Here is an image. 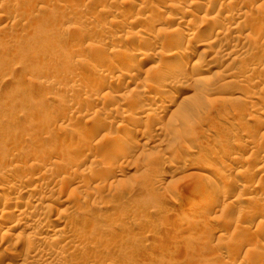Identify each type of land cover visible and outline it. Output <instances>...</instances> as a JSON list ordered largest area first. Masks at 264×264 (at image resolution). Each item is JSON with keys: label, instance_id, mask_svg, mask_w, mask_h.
I'll return each instance as SVG.
<instances>
[{"label": "rangeland", "instance_id": "1", "mask_svg": "<svg viewBox=\"0 0 264 264\" xmlns=\"http://www.w3.org/2000/svg\"><path fill=\"white\" fill-rule=\"evenodd\" d=\"M2 13L1 264H264V0Z\"/></svg>", "mask_w": 264, "mask_h": 264}, {"label": "bare ground", "instance_id": "2", "mask_svg": "<svg viewBox=\"0 0 264 264\" xmlns=\"http://www.w3.org/2000/svg\"><path fill=\"white\" fill-rule=\"evenodd\" d=\"M180 1V0H179ZM134 3V2H133ZM179 3H181V2H179ZM188 3V2H187ZM199 3V2H198ZM194 4V3H193ZM200 4V3H199ZM239 8V7H238ZM235 9H237V8H235ZM188 11V10H187ZM194 11V10H193ZM238 11H239V9H238ZM150 13V12H149ZM153 14V13H152ZM151 14V15H152ZM150 15V14H149ZM154 15V14H153ZM152 15V16H153ZM147 17V16H146ZM149 17H151V16H149ZM174 18H176V17H174ZM174 18H172L171 17V20H173V21H175V23L177 24H181L183 21V19H180V17L178 18V20H177V18L176 19H174ZM148 18H146V20H147ZM152 19V18H151ZM7 22V15L5 16V15H3V13L2 14H0V22ZM149 22H151L150 20H148ZM153 21V20H152ZM134 22V21H133ZM158 22V21H157ZM152 23V22H151ZM6 24V23H5ZM149 24V23H148ZM153 24V23H152ZM157 25V24H156ZM174 25V24H173ZM203 25V24H202ZM149 26H151V25H149ZM154 26V25H153ZM200 26V25H199ZM199 26L198 27H192V29H191V31H190V33H188V32H186V31H184V29H183V31H180L179 33V39H177L179 42H183L184 40H187V41H189V40H191L193 37H194V35H196V34H199L200 33V28L202 27H200L199 28ZM4 27H6V25L4 26ZM177 28V27H176ZM233 28V27H232ZM236 30H242V27L239 25V24H237V25H235V27H234ZM5 29V28H4ZM173 30V29H172ZM175 30H177V29H175ZM0 31L1 32H3V28L2 27H0ZM174 31V30H173ZM243 31V30H242ZM242 31H240V32H242ZM0 32V33H1ZM148 33V32H147ZM146 33V34H147ZM151 33V32H150ZM219 33V32H218ZM151 35V34H150ZM146 36V35H145ZM155 36H157V35H155ZM171 36H173V35H171ZM197 36V35H196ZM153 37V36H152ZM197 37H200V36H197ZM143 38H144V36H143ZM172 38V37H171ZM141 39L142 38H140V40H138V43L141 41ZM144 39H146V38H144ZM148 39V38H147ZM173 39H175L174 37H173ZM149 40V39H148ZM148 40H146V41H148ZM153 40V39H152ZM154 40H155V38H154ZM175 41V40H174ZM209 41V40H208ZM137 42V41H136ZM143 42V41H142ZM152 42V41H151ZM177 42V41H176ZM175 42V43H176ZM203 42V41H202ZM143 44V43H142ZM148 44H149V42H148ZM168 44V43H167ZM177 44V43H176ZM125 45V44H124ZM174 45V44H173ZM180 45V44H179ZM139 46V45H138ZM177 47H178V45H177ZM177 47L175 46V48L174 49H177ZM197 47V46H196ZM125 48V47H124ZM183 48V47H182ZM179 49H181V48H179ZM123 51V50H122ZM124 51H127V49L126 50H124ZM172 52V51H171ZM206 52V51H205ZM166 53V52H165ZM176 53V52H175ZM169 54V55H168ZM167 54V59H170L171 57H173V52L172 53H168ZM152 55V54H151ZM175 55V54H174ZM165 56V55H164ZM193 56V55H192ZM148 57V52H146L145 50H141V54H140V56L139 57H137V59L135 60V61H138V60H140V59H144V58H147ZM179 58V57H178ZM177 58V59H178ZM228 58V57H227ZM126 59V58H125ZM133 59H135V58H133ZM163 60H165V58H162ZM176 59V60H177ZM118 60V59H117ZM211 60H212V58H211ZM178 61V60H177ZM180 61V60H179ZM131 62H132V60H131ZM139 62V61H138ZM170 62H172V61H170ZM195 62H199V60L197 59V61H195ZM165 63V62H164ZM167 64H169V63H167ZM172 64H174V63H172ZM180 64V63H179ZM178 64V65H179ZM187 64V63H186ZM203 65V64H202ZM214 65V64H213ZM172 66V65H171ZM174 66H176L175 64H174ZM162 67H164V66H162ZM168 67V66H167ZM153 68V67H152ZM171 68V67H170ZM177 69V68H176ZM132 70V69H131ZM178 70V69H177ZM208 70V69H207ZM203 74V73H202ZM184 77H191V73L190 74H188V73H183L182 74ZM203 77H205V76H203ZM202 77V78H203ZM228 77V76H227ZM120 78V77H119ZM118 78V79H119ZM206 78V77H205ZM210 78V77H209ZM191 79V78H190ZM195 79V78H194ZM247 80H249V79H247ZM171 81V80H170ZM240 82V81H239ZM102 86V85H101ZM101 88V87H100ZM163 88V87H162ZM163 93V92H162ZM111 93H109V95H110ZM116 96V95H115ZM114 96V97H115ZM190 97V95H188L187 96V98H189ZM253 97V96H252ZM185 100V99H184ZM182 102V101H181ZM128 103V102H127ZM130 103V102H129ZM132 103V102H131ZM197 103V102H196ZM189 104V103H188ZM139 106H141V105H139ZM162 106V105H161ZM165 106V105H164ZM163 106V107H164ZM196 107V106H195ZM188 108V107H187ZM177 109V108H176ZM175 109V110H176ZM185 109V108H184ZM141 110V109H140ZM174 110V111H175ZM193 110V109H192ZM164 111V110H163ZM177 111V110H176ZM188 111V110H187ZM137 113H140V111H139V109L136 111ZM128 115V114H127ZM151 115H154L153 113H149V115L148 116H151ZM155 115H157V114H155ZM190 115V114H189ZM152 117V116H151ZM158 117V116H157ZM139 119V118H138ZM152 119H153V117H152ZM159 128V127H158ZM119 136V135H118ZM105 137V136H104ZM120 138L121 137H118L117 139L118 140H120ZM117 139H116V141H117ZM119 142V141H118ZM148 143V142H147ZM209 161V160H208ZM205 164H206V162H205ZM52 166V165H51ZM56 169V168H55ZM57 170V169H56ZM61 170V169H60ZM57 172V171H56ZM60 173H61V171H60ZM217 175H224V173H223V171L221 172V171H218L217 173H216ZM44 176V175H43ZM18 177V176H17ZM38 178H40V177H38ZM21 179H23L22 177H21ZM37 179V178H36ZM28 180V179H27ZM38 180V179H37ZM43 182V181H42ZM33 185V184H32ZM43 185V184H42ZM46 185H47V183H46ZM24 186V185H23ZM14 187V186H13ZM2 188V187H1ZM12 188V187H11ZM46 188V187H45ZM34 189H36V188H34ZM33 189V190H34ZM1 190V189H0ZM12 191V190H11ZM35 191V190H34ZM260 191V190H259ZM5 192V191H4ZM217 192V191H216ZM258 192V191H257ZM256 192V193H257ZM5 193H7V192H5ZM9 193V192H8ZM11 193V192H10ZM10 193H9V197H10ZM22 193V192H21ZM39 193V192H38ZM33 194V193H32ZM260 194V193H259ZM6 195V194H5ZM3 196V195H2ZM6 196H8V194L6 195ZM221 195L219 194V193H215V192H213L212 191V195H211V202H212V205H213V203H215V202H217V200L219 199V198H221L220 197ZM8 197V198H9ZM16 197V196H15ZM7 198V200H9ZM33 198V197H32ZM44 198V197H43ZM47 198V197H46ZM5 199V198H4ZM20 200V199H19ZM32 200V199H31ZM11 202V201H10ZM14 202H16V201H14ZM18 202V201H17ZM41 202V201H40ZM210 202V203H211ZM27 203V202H26ZM17 205H18V203H17ZM41 205V204H40ZM12 206V205H11ZM3 207V206H2ZM14 206H12V208H13ZM24 207V206H23ZM28 207V206H27ZM32 207V206H31ZM9 208V206L8 207H3V208H1L0 209V214H1V216L3 217H5V214H6V211H7V209ZM16 208V207H15ZM25 208V207H24ZM15 211H17L16 209H14ZM13 210V211H14ZM28 211V210H27ZM9 212H12V211H9ZM20 210H19V214H20ZM35 213V212H34ZM21 214H24V213H21ZM26 214V213H25ZM29 214V213H28ZM33 213H31L30 214V216L32 215ZM36 214V213H35ZM9 215V214H8ZM34 215V214H33ZM27 216V215H26ZM46 216V215H45ZM44 216V217H45ZM15 217V216H14ZM25 217V216H24ZM43 217V216H42ZM21 218V217H20ZM5 219V218H4ZM11 219V218H10ZM20 221V220H19ZM32 221V220H31ZM36 221V220H35ZM42 221V220H41ZM48 221H49V219H48ZM51 221V220H50ZM6 222V221H5ZM40 223V222H39ZM15 225V224H14ZM28 225H30V224H28ZM215 227V226H214ZM219 227V226H218ZM215 229V228H214ZM213 229V230H214ZM213 230H212V232H213ZM225 230H224V228H220V229H216V230H214V234H222L223 232H224ZM211 232V233H212ZM210 233V234H211ZM213 234V233H212ZM34 237V236H33ZM245 245H247V244H245V242H242V244L240 245V249L242 250V248L245 246ZM240 251V250H239ZM233 256V255H232ZM27 257H28V255H27ZM234 257V256H233ZM20 258V257H19ZM24 258V257H23ZM232 258V257H231ZM15 259H17V257L15 258ZM26 259V256H25V258H24V261H26L25 260ZM19 260V259H18ZM17 260V261H18ZM2 261H3V259L1 258L0 259V264L2 263ZM11 261H13V260H11ZM21 261V260H20ZM252 261V260H251ZM14 263V262H13Z\"/></svg>", "mask_w": 264, "mask_h": 264}]
</instances>
